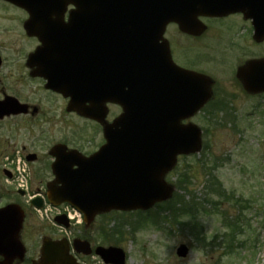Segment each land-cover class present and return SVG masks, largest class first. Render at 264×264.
<instances>
[{"label":"water","instance_id":"95a60500","mask_svg":"<svg viewBox=\"0 0 264 264\" xmlns=\"http://www.w3.org/2000/svg\"><path fill=\"white\" fill-rule=\"evenodd\" d=\"M10 1L21 4L27 0ZM76 1L65 0L61 4L74 2L78 14L99 15L100 33L94 36L93 22L87 21L82 22V31L88 34H75L77 33L75 30L81 29L75 27L74 18L71 26L64 28V33L60 35L64 62H92L94 49L92 40L98 39L96 49L98 62L119 65L113 66L114 70H112L115 74L123 73L126 68L124 65H128L127 76L119 73L120 80H116L111 90L118 95L119 98L116 100L124 104L126 110L129 108L130 110L114 125L105 127L108 145L101 155L106 158L108 149H114L115 153L105 160L106 164L103 168H106L101 173L95 170L99 157L78 161L76 164L79 165V169L73 172L70 170L72 164L57 163L56 168L60 169L58 175L61 176L59 182L63 184L60 190H65L62 200L70 202L83 211L88 221L98 213L111 210H148L156 203L171 197L174 188L165 182V176L176 166L178 156L201 150V132L195 126H181V120L186 117L180 112L179 101L183 98L179 96L180 92H175L167 86L163 87L162 81H159L162 85L157 82V92H151L148 89L155 88V81L148 80L144 83L145 95L141 94L142 85L138 74L140 69L143 73L146 71V65L154 68L153 65L161 64L162 61L156 60L154 54L168 24L177 23L181 30L191 32L197 16L209 14V11H212L211 14L221 15L240 10L247 18L254 19L258 37L264 36V0H233V2L228 0L224 4L216 5L211 4L212 0ZM44 4L52 13L60 2L45 0ZM215 8L216 11H213ZM47 50L48 53L49 50L52 51L53 45L47 46ZM108 58L110 59L107 63ZM101 67L98 70L107 72L105 66ZM256 67L262 74L251 76ZM263 67L264 65H249L244 70H240L239 75L246 88L255 92L264 91ZM60 69L62 67L57 70ZM66 69L67 67H63L64 71ZM73 71L70 72L74 76L76 72ZM85 71L86 69L82 76L84 80L79 87L82 89L84 101L91 102L94 95L91 90L97 83L92 82L91 73L86 74ZM88 71H91V68H88ZM135 80L137 84H134ZM104 83L100 82L98 85L100 92L105 87ZM71 86L75 88L76 84ZM124 88H130V92L124 93L125 96L122 90ZM129 93L131 95H127ZM197 94L199 92L196 90L195 113L206 102V99H200ZM150 95L153 97L151 98ZM71 105L75 110V97ZM78 111L80 112V109ZM81 112L91 118H102L96 116L100 112L95 109H83ZM13 215L15 212L11 209L4 210L0 215L2 222L0 236L4 240V248L11 244L6 240L12 239L16 243L22 228L20 215L18 221ZM97 252L106 263L125 264V254L119 249L99 248ZM186 252V247L182 246L178 255L186 256ZM45 258L50 264H76L67 252L59 255L52 249L47 250Z\"/></svg>","mask_w":264,"mask_h":264},{"label":"flooded vegetation","instance_id":"af4514ba","mask_svg":"<svg viewBox=\"0 0 264 264\" xmlns=\"http://www.w3.org/2000/svg\"><path fill=\"white\" fill-rule=\"evenodd\" d=\"M41 2L32 0L31 4L23 6L0 0V182L3 176L9 184L6 190L0 183V210L16 206L24 213L20 239L26 248V255L22 259L15 249L4 254L3 239L0 237V264H39L45 240L68 241L70 253L80 264H85L91 258H98L96 250L101 245L95 240L98 231L95 224L99 217L90 224L84 222V217L83 222L77 219L69 220L64 212L67 205L57 199L53 202L57 205L56 208L48 211L46 215L39 214L36 207L41 206L42 210L52 204L49 200L52 192L48 186L56 180L52 166L57 156L61 157V154L66 155L69 151L76 150L82 156L90 157L100 151L105 141L102 127L77 113L69 112L70 100L64 94L51 91L47 87L46 77L39 72L41 68H46L53 62H45L42 57L36 58V52L43 46L49 34L61 28L66 29L74 9L73 6L61 7L60 10L64 12L50 13V8L45 4L41 5ZM88 16L81 15V18ZM91 18L99 20L100 16L91 15ZM232 18L242 23L238 33L233 35L229 42V54L231 57L234 54L233 49L239 50L240 47L242 56H239V59H242V62L238 65H228L231 73L227 77L217 78L216 74L208 69L207 64L214 62L212 55L204 54L205 63L201 64H196L199 63L195 61L196 55L187 57V60L178 57L176 35L201 41L214 36V22ZM200 21L203 28L190 34L181 32L176 25L167 27L158 46L160 56L165 55L169 62L167 65L155 66V69H158L156 78L170 83L186 76L188 82L194 84V78H191L194 73L210 77L214 80L213 98L197 116H212L226 111L236 115L238 110L232 106L238 98L256 101L258 97H264L249 95L237 78L239 68L248 61L264 60V37L255 36L252 23L239 13L222 17H200ZM245 28L249 29L246 33H241ZM235 87L238 93L233 89ZM191 90L193 86L190 85L187 94ZM184 99L183 96L182 100ZM106 107V121L113 123L122 113V109L110 102H107ZM57 120L63 126L55 129ZM190 122H193V119ZM78 123L85 124L86 129L82 128L83 126L77 128ZM89 125L93 129L87 131L90 135L84 136ZM75 127L78 130H75ZM58 146H65L67 150L57 149ZM18 159L26 162L28 166L29 190L17 189L14 165ZM75 241L80 243L76 246ZM89 250L91 253L87 255Z\"/></svg>","mask_w":264,"mask_h":264},{"label":"rangeland","instance_id":"374dc122","mask_svg":"<svg viewBox=\"0 0 264 264\" xmlns=\"http://www.w3.org/2000/svg\"><path fill=\"white\" fill-rule=\"evenodd\" d=\"M240 23L236 18L216 21L214 36L201 41L176 35L178 57L187 60L196 55L199 63H195L201 64L204 54L212 55L214 62L207 64L208 69L217 78L227 77L228 65L242 62L241 48L233 49L230 57L228 47ZM233 89L238 93L237 87ZM232 107L238 110L236 115L226 111L195 118L204 131V149L180 159L167 175L175 187L172 198L144 215L111 212L100 216L95 224L98 245L122 248L127 264H264V98L240 97ZM76 127L86 129L82 123ZM92 129L87 126L84 136ZM0 183L9 188L3 176ZM189 204L194 205L196 216L186 215ZM182 244L190 248L183 259L176 254ZM87 262L104 264L99 257Z\"/></svg>","mask_w":264,"mask_h":264}]
</instances>
